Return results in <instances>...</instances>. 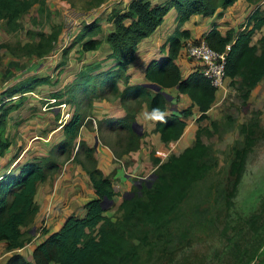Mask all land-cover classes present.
I'll return each instance as SVG.
<instances>
[{
  "label": "trees",
  "instance_id": "1",
  "mask_svg": "<svg viewBox=\"0 0 264 264\" xmlns=\"http://www.w3.org/2000/svg\"><path fill=\"white\" fill-rule=\"evenodd\" d=\"M105 1L94 0L92 7L100 6ZM239 1L169 0L163 5L154 6L150 0H134L124 13L113 12L115 31L107 35L105 41L112 49L117 68L96 76L91 75L94 68L83 70L79 80L66 91V101L75 109L64 123L63 139L51 144L40 157L22 163L18 171L11 170L0 179V243H6L8 250L21 249L27 245L28 232L25 229L34 224L40 211L36 199L39 186L56 176L68 162L77 163L88 175L95 198L86 205L83 217L76 214L68 217L59 231L49 234L43 242L36 243L33 261L17 253L8 264H156L154 253L159 248V242H169L166 237L179 220L190 193L217 165L212 146L203 139L204 134H212L210 127L200 126L193 144L179 155L172 154L164 158V153L151 148L156 177L147 183L144 181L141 188L136 185L133 196L124 197L118 209L121 215L116 219L106 214L108 209L103 207V202L113 201L119 194L114 189L112 177L105 176L99 168L95 147L79 139L81 129L86 117L94 109V100H109V93L120 99L127 112L121 119L110 120L111 128L117 129V141L115 144L107 142L116 146L118 158L141 148L144 135L135 130L134 124L145 104L152 112L159 109V112L154 113L160 117L162 115L154 131L161 134L165 146L183 136L189 127L190 117L196 116L197 122L210 120L208 111L216 101L217 89L204 76L201 64L190 75L184 76L180 61L187 58L183 48L191 35L181 28L195 15L211 17L219 11H227ZM245 1L256 7L245 26L224 32L217 22H213L211 29L201 39L191 42L205 40L214 50L226 52L227 77L247 104L252 91L264 80V36L257 43L253 42L256 33L264 29V0ZM47 3L48 0H0V21L5 23L7 32L17 33L22 30L23 20L32 8L39 5V14L44 15ZM172 9L177 11L178 27L168 38V55L161 62H152L146 72L148 81L159 85L161 91L131 84L127 71L136 59L139 44L163 24ZM223 12L218 16L222 17ZM63 29L62 25H54L50 33H37L33 42L1 44L0 50L5 48L19 57L41 58L54 50ZM102 32L98 21L83 24L73 43L65 49L61 66L68 63L69 55L77 45L82 47V52L98 50L103 43L99 39ZM28 33L33 34L32 31ZM23 68L25 65L13 61L7 71ZM43 79L28 77L3 93L6 102L0 104V158L6 156L13 145L7 134L12 112L21 106L27 93L50 83ZM120 81L124 82L123 90L120 89ZM172 89L178 90V102L182 96L188 95L193 104L179 110V113L168 114V98L163 91ZM16 95H22L20 100L10 103ZM51 96L57 101L64 94L57 92ZM85 103L86 108L83 107ZM255 115L261 116V111ZM91 116L86 121L88 125H93ZM211 127L218 129L219 126L212 121ZM240 131L244 139L233 147L225 187L230 205H234L232 200L238 193L250 153L259 138H264V125L261 118L254 116L241 126ZM21 153L22 149H18L13 160H17Z\"/></svg>",
  "mask_w": 264,
  "mask_h": 264
},
{
  "label": "crops",
  "instance_id": "2",
  "mask_svg": "<svg viewBox=\"0 0 264 264\" xmlns=\"http://www.w3.org/2000/svg\"><path fill=\"white\" fill-rule=\"evenodd\" d=\"M133 1L134 0H107L100 6H94L92 8L93 13H96V15L93 21L87 23L90 24L94 21H98L101 24L103 32L99 36V39H101L103 43L98 50L89 52H82V47L80 45L75 46V48L71 51L69 58L72 59L73 57H82L80 60L82 66L78 71H73V69L71 68L72 61L70 60L66 65L60 66V68L55 72L56 74L53 75L54 70H56L59 66L57 64H59L60 62L58 53H54L55 49H58L56 48L57 44L55 45L54 52H51L50 54L41 58L36 56L19 57L13 55L9 50L5 48L0 50V57H5L3 67L4 72L0 74L1 77H4L7 73H15L16 75H20V71H26V74H24L22 77L23 79L31 76L42 77L41 75H50L51 83H45L44 85L38 87L35 91L26 94V96H35V94L40 93L41 90L44 92L46 88H50L49 92L47 93V97H44L43 94H37V97L39 99L36 100L38 113L47 112L46 114H49V116L44 120L40 119L39 117L33 116L31 118H34V120H31V125H28L30 126V128L24 129L22 127V130L26 133V136L29 137L28 141L32 142L33 144L35 142H39V144H43L42 146H47L48 148L51 144L58 143L63 139V126L66 122L64 121V115L71 112V109L72 111L75 109L72 104H69L66 101V91L71 85H73V83L79 80V78L81 77V72L83 70H86L85 67L83 68V66H85L83 64H85L84 62L87 59L94 64V70L91 73L92 76H96L102 72L115 70L117 68V63L115 59L112 58V49L110 45L105 41V38L107 35L115 31L114 19L113 16L111 17V14L114 11L124 13L129 4ZM150 1L155 6L163 5L169 0ZM49 2L50 0H48V5L44 17L46 14L51 15V8H54V6H49ZM245 9L246 11L249 9L247 2L245 0H240L238 4L231 7L227 11H219L214 16L205 17L202 15H195L188 22H186L181 29L189 31L191 38L190 40H187L188 42H191L195 39H201L211 29L213 22H217L219 24V28L224 32L232 28L238 29L240 26H242V24L238 26V23H242L245 20L244 22L246 25L248 19L246 20L245 17L247 16V18H249L255 10H250L249 12L244 13ZM33 10H37V12H39V5L33 7L29 15H31V12ZM221 12L224 13L222 17L218 16V14ZM248 14L250 15L248 16ZM52 24L58 23L53 22ZM61 25L64 28L65 25L63 24V22ZM29 26L33 27L32 24ZM177 27V11L175 9H172L165 17L163 24L150 37L144 39L139 44L136 52V59L128 66L127 73L130 76L131 84L145 85L147 83H151L147 79V68L152 62H161L167 57L169 52V44L167 41L169 36H171L176 31ZM80 28L78 32L72 33L74 37L77 36V34L81 31ZM63 30L64 32L66 31L65 28ZM72 34L70 36H72ZM61 35L57 43H59V41L61 40ZM14 41V43H16V40ZM19 41L22 42V44H25L23 41ZM183 51L187 54V50L185 47L183 48ZM13 61H17L21 65H25V68H23L22 70L6 71L10 63ZM197 66L200 67V63L196 60H192V58L188 56V54L187 58L185 57L180 61V67L185 77L197 70ZM96 67L98 69L97 71H95ZM90 69L91 68L87 70L90 71ZM16 80L20 82V79ZM260 84L252 91V94L260 86ZM119 86L120 89L123 90L124 82L120 81ZM57 92L63 93L64 97L57 100L59 103L51 104L50 101L55 99L51 95ZM219 92L223 91H217L216 101L213 104L212 108L218 101ZM21 96L22 95H16L11 99L12 102L10 103H16L18 100H20ZM109 96V100L103 98H96L94 100V109L89 114L90 116L92 115L90 118L93 120V125L86 124V121L88 122V120H90L88 115L86 117L87 119H85V123L82 126L79 139H83L87 141L90 146L95 147L96 156L99 161V168L104 172L105 176L112 177L113 179L114 189L119 195H117L113 199V204L110 206L106 214L113 219H116L121 215L118 209L124 199V195L128 192H133V188L136 186L135 180H150L152 174L156 169V166L153 164L151 158V148L154 147L160 153H164V158H167L172 154L179 155L187 147L193 144L196 137V132L199 127L208 126V124L204 122L210 120L197 122L196 116L190 117L188 119L189 127L183 134V136L179 140L170 143L169 146H165L161 139V134L154 131L160 115L150 111L147 104H145L143 109L137 116L136 123L138 125L139 132H141V135H144L141 148L138 151L125 154L122 157L118 158L117 154L115 153L116 146L108 143L111 142L112 144H115L117 141V129L111 128L112 125L110 124V120L121 119L127 115V112L119 98L113 97L110 93ZM175 96L176 95H174L173 92H169L168 114L179 113V110L186 108V103L182 100H180V102H178L177 100V104L173 103L178 94L176 97ZM4 99L3 102H6V99ZM28 100H30L29 97ZM44 101L46 102L45 106L43 104ZM61 104H65V106H60ZM24 105H21L16 111L12 112V114L21 110ZM83 107L86 108L87 104ZM212 108L208 111L209 116ZM100 122L102 123L101 128H99ZM19 127L21 128V126L18 125L17 129ZM10 138L12 139V141H14V138L12 136H10ZM15 143H13L6 156L0 158V179L4 175L8 174L11 170L18 171L19 166L17 169H14L15 166L13 164L22 162L23 158L28 153H30L31 155L26 161L33 160L41 156H35L36 152L33 153V151H31V146L27 145L22 148V145L19 144L18 148H16V146L14 145ZM47 143L50 144L46 145ZM17 149H22L21 156L17 160H13ZM38 150H40V147L37 148V151ZM72 164L77 163L68 162L61 168L56 176L50 178L46 182L41 183L36 197L37 203L40 206V211L35 219L34 224L31 227L25 229L28 232L26 237L28 239L27 246L21 249L8 250L6 248V243H0V264H8L10 258L17 253L22 254L28 260L33 261V251L36 243L43 242L49 234L59 231L65 222L64 218H68V215L71 216L73 214L83 217L86 214V205H88L91 199L95 198V192L91 186L88 175L84 171L73 170V173H71L70 175L67 174V170L71 169ZM62 170H66V172L62 173ZM61 190L64 191L60 193ZM57 193L59 194L55 199V195ZM62 194L63 196L59 197ZM81 200H84V202L81 203ZM54 201L61 202L64 206L68 207V209L63 210L62 215L59 214V217L58 215L55 217L54 214H51L52 208L54 211ZM56 218L57 220H55ZM41 221L45 223L44 226L47 230H45V233L43 234L41 233V230L39 234H36L37 227H40ZM33 235L34 238L32 237Z\"/></svg>",
  "mask_w": 264,
  "mask_h": 264
},
{
  "label": "rangeland",
  "instance_id": "3",
  "mask_svg": "<svg viewBox=\"0 0 264 264\" xmlns=\"http://www.w3.org/2000/svg\"><path fill=\"white\" fill-rule=\"evenodd\" d=\"M93 1L50 0L49 6H54L53 9L51 8V15L46 14L44 17L37 10H33L31 15L24 18L23 28L17 33L7 32L5 23L0 21V43L14 45L22 43L19 40L24 43L33 42L36 40L37 33L41 31L50 33L51 26L61 25L63 22L66 31L63 30L61 40L56 43L57 45L55 44L58 49H55V52L52 51L58 53L60 60L57 64L59 66L54 70L53 75H55V72L64 62L65 49L73 43L76 37L72 33L78 32L80 26L82 29L83 24H87L95 18L96 13L92 11ZM248 7L249 9L247 11L245 9L244 13L256 9L253 5H248ZM34 17L38 20L34 21ZM245 19H248L247 16ZM244 21L238 23V26L240 24L245 25ZM53 22L58 24H52ZM31 24L33 27L29 26ZM28 31H32L33 34L29 35ZM71 34L72 36H70ZM262 36H264V29L256 33L254 42L257 43ZM81 58H69V61H72L71 68L73 71L81 69ZM4 60L5 57H0V74L4 72ZM84 63L83 68L85 67L86 70L94 68V64L90 60L87 59ZM97 70L96 68L95 71ZM20 72V75L7 73L4 77L2 76L3 78L0 75V104L3 103V93L17 84L16 79H20L19 81L26 79L22 78L26 71ZM41 76V78H45L43 81L50 82V75ZM228 79V90L219 92L218 101L210 111V121L204 122L208 124L212 134H204L203 139L212 146L217 158V165L190 193L188 200L183 205L179 220L173 225L171 234L166 237L169 242H159V248L154 253L156 264H264V138H259L249 155L245 174L238 186V193L232 200L234 205L229 204L228 191L225 189L233 147L244 139V135L240 131L241 126L249 122L254 116L261 118L264 125V80L250 96L248 103L245 104L239 92L231 85V79ZM49 89V87L46 88L44 92L41 90L35 96H26L21 104L25 105L21 110L12 114L8 126L7 134L14 138L13 143L16 142L14 144L16 148L19 144L22 145V148L27 145L31 146V151L36 152L35 156L42 155L47 150V146L44 147L39 142L33 144L28 141L29 137L26 136L22 127L24 129L30 128L28 125H31V120H34L31 118L33 116L42 120L49 116L46 114L47 112L38 113L36 102L39 99L37 94H43L44 97H47ZM45 103L44 101V106ZM257 111H261V116L255 115ZM212 121L218 123V129L211 127ZM18 125L21 128L17 129ZM48 144L50 143L46 145ZM38 147L40 150L37 151ZM30 155L28 153L22 162L14 163V169H17ZM73 170L81 171L82 169L77 164H72L71 169L67 170V174L70 175ZM65 172L66 170H62V173ZM139 181L136 179L135 184L138 185ZM63 191L61 190L60 193ZM58 194L55 195V199ZM61 196L63 194L59 197ZM83 202L84 200H81V203ZM110 206L107 205L106 209H109ZM53 207L54 211L52 208L53 213L51 212V214H54L55 217L57 215L59 217V214H63V210L68 209L67 206L58 201H54ZM68 217L70 216L68 215ZM64 219L66 221L68 218ZM40 224L36 234H39L40 230L42 234L47 230L44 222L41 221ZM32 237L34 238V235Z\"/></svg>",
  "mask_w": 264,
  "mask_h": 264
},
{
  "label": "built area",
  "instance_id": "4",
  "mask_svg": "<svg viewBox=\"0 0 264 264\" xmlns=\"http://www.w3.org/2000/svg\"><path fill=\"white\" fill-rule=\"evenodd\" d=\"M188 56L198 61L203 67V74L208 78L212 85L218 91H227V54L226 52H218L211 48L207 41L203 40L200 43L188 42L185 46ZM230 49V46H228ZM51 104H56L55 99L50 101ZM60 106H65L61 104ZM69 113L64 115L65 119H68Z\"/></svg>",
  "mask_w": 264,
  "mask_h": 264
},
{
  "label": "water",
  "instance_id": "5",
  "mask_svg": "<svg viewBox=\"0 0 264 264\" xmlns=\"http://www.w3.org/2000/svg\"><path fill=\"white\" fill-rule=\"evenodd\" d=\"M145 86H146L147 88H150V89L154 90V91H161V87H160L159 85H157V84L147 83V84H145ZM169 92H173V94L176 95V96H177V94H178V90H177V89L164 90L163 93H164L165 96H167L168 99H169ZM176 96H175V97H176ZM181 100L184 101V102L186 103V106H187V107H189V106H191V105L193 104L192 99H191L188 95L183 96V97L181 98ZM173 103H174V104H177V97L174 99V102H173ZM134 128H135L136 131H138L139 134H141V132H139V130H138V125H137L136 123L134 124ZM97 139H98V137H97ZM155 177H156V175L153 173V174H152V178H155ZM144 181H145L144 179H141V180L139 181V183H138L139 188L142 187V185H143L142 183H143ZM149 181H150V180L146 181V183L149 182ZM134 194H135V192H128V193H126V194L124 195V197H125V198H127V197L129 198L130 196H133ZM91 200H93V199H91ZM112 204H113V201H109V202L104 201V202H103V207L106 209L107 205H112Z\"/></svg>",
  "mask_w": 264,
  "mask_h": 264
},
{
  "label": "clouds",
  "instance_id": "6",
  "mask_svg": "<svg viewBox=\"0 0 264 264\" xmlns=\"http://www.w3.org/2000/svg\"><path fill=\"white\" fill-rule=\"evenodd\" d=\"M217 91H218V90H217ZM55 100H56V99H55ZM57 103H59V102H57ZM57 103H56V104H57ZM154 112H159V109H154ZM66 114H67V113H66ZM160 118H162V115H161V117H160ZM64 121H66V119H65V118H64ZM151 178H152V177H151ZM151 178H150V179H151ZM152 179H153V178H152Z\"/></svg>",
  "mask_w": 264,
  "mask_h": 264
}]
</instances>
